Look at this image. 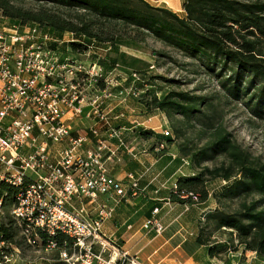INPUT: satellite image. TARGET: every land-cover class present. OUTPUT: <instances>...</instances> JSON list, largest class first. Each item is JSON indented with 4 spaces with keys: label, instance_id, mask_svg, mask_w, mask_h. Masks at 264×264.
<instances>
[{
    "label": "built area",
    "instance_id": "1",
    "mask_svg": "<svg viewBox=\"0 0 264 264\" xmlns=\"http://www.w3.org/2000/svg\"><path fill=\"white\" fill-rule=\"evenodd\" d=\"M75 39L74 33L60 38L35 23L12 24L0 12V182L18 189L10 215L34 232H47V252L57 248L55 236L64 235L69 243L60 260L65 264H144L103 227L121 199L138 194L141 180L134 174L118 180L109 163L120 160L122 151L137 159L124 137L137 128L157 133L151 127L154 116L131 106L144 95L136 87L139 75L125 73L114 81L118 65L106 73L103 61L112 54L111 43L93 41L73 49ZM142 150L148 152L146 146ZM103 196L114 204L98 202ZM189 197L197 202L193 195L182 196ZM3 201L0 196L1 208ZM144 228L165 231L154 218Z\"/></svg>",
    "mask_w": 264,
    "mask_h": 264
},
{
    "label": "trees",
    "instance_id": "2",
    "mask_svg": "<svg viewBox=\"0 0 264 264\" xmlns=\"http://www.w3.org/2000/svg\"><path fill=\"white\" fill-rule=\"evenodd\" d=\"M18 2L33 4L37 10L25 9ZM54 11L66 14L73 21H67ZM183 11L184 16H180L166 7L153 6L147 0H0V12L12 24H39L49 27L60 38L67 32L74 33L77 42L71 43L73 49L93 41L112 43L111 53L114 54L118 52L112 42L114 32L126 33L128 29L141 42L151 37L196 62L217 80L227 99L240 102L255 118L264 120V3L183 0ZM110 55L103 61L106 73L117 66L109 60ZM144 75H139L141 80ZM141 83H136V87ZM135 107L149 116L162 112L169 118L180 116L187 123L198 121L212 130V138L202 149L179 146L183 155L191 156L194 173L178 178L177 189L170 192V200L182 207L188 205L192 209L202 205L206 209L195 243L205 246L211 258L240 245L244 252H254L264 259V164L252 160L230 140L221 125L211 122L212 118L203 111L212 108L205 97L174 91L159 97L147 90L136 100ZM134 134L148 142V151L156 157L169 152L175 144L171 135L144 128L135 129ZM175 134L179 138L183 131L175 128ZM158 146L162 147L159 152L156 151ZM218 157L226 161L213 168L203 167V163ZM215 180H222L225 185L218 191H210L209 184ZM17 193L16 187L0 182L3 209L17 204ZM185 195H193L197 202L191 197L183 199ZM211 199L218 206L233 201H238L239 205L233 212L211 209ZM220 235L227 240L213 242ZM50 240L47 232H34L26 223L18 224L7 215L0 223V264H65L60 260V253L69 240L57 234V248L47 252ZM37 251H42L40 260H29V253ZM5 256L12 260L7 262Z\"/></svg>",
    "mask_w": 264,
    "mask_h": 264
},
{
    "label": "rangeland",
    "instance_id": "3",
    "mask_svg": "<svg viewBox=\"0 0 264 264\" xmlns=\"http://www.w3.org/2000/svg\"><path fill=\"white\" fill-rule=\"evenodd\" d=\"M156 7H166L180 16H184L183 0H162V2H153L147 0ZM246 4L264 3V0H235ZM25 9L37 10V7L30 3H20ZM61 15L67 21L69 19L66 14L54 11ZM112 36L115 48L118 52L109 56L110 61H114L118 65L113 72V80L121 81V77L125 73L137 72L145 74L142 83L138 86L144 93L147 90L163 96L170 91L189 93L190 96L205 97L208 103L212 104V108L205 111L207 117H211V122L216 126H222L224 132L230 135V140L235 142L243 152L247 153L252 160L264 164V120L255 118L247 108L240 102H234L227 99L221 87L217 84V80L211 77L205 70L200 69L197 63L186 58L180 52L165 46L161 42L151 37H145V41L141 42L136 39L135 34L128 29L126 33L116 34ZM112 44V43H111ZM264 53V48H263ZM140 78L142 76H139ZM154 81V82H153ZM172 81V82H171ZM153 82V84H152ZM134 107L135 103H131ZM203 109V108H202ZM206 119L205 117L202 118ZM151 127H155L157 133H163L165 130L170 131V135L175 140L172 151L180 155L181 159L189 160L191 156H185L181 153L179 146L187 145L196 149H202L209 143L212 130H207L198 121L191 123L184 122L180 116L169 118L166 114L158 112L155 114L151 122ZM175 128L183 131V136L177 138ZM192 160V158H191ZM225 160L224 157H218L214 161L203 163V167L213 168L220 166ZM225 185L222 180H215L209 184L210 191H218ZM239 202H225L218 206L214 199L210 201V208H220L228 212H233L238 208ZM12 209V208H11ZM10 208L3 209L0 207V223L5 216L10 215ZM226 236H218L213 239L216 241H225ZM42 251L30 252L29 260L34 258L40 260ZM42 262V261H41ZM40 262V263H41ZM13 264V262H12Z\"/></svg>",
    "mask_w": 264,
    "mask_h": 264
},
{
    "label": "crops",
    "instance_id": "4",
    "mask_svg": "<svg viewBox=\"0 0 264 264\" xmlns=\"http://www.w3.org/2000/svg\"><path fill=\"white\" fill-rule=\"evenodd\" d=\"M125 141L134 150L137 159L122 151L120 160L110 161L109 172L122 181L126 180L127 175L134 174L141 179L140 189L136 196L120 200L113 217L103 227L106 235L117 239L122 250L137 255L144 264H264L263 258L257 257L254 252H244V247L240 245L211 258L205 246L195 243L206 209L199 205L185 211V207L178 204L172 203L171 207L166 205L173 184L178 178L194 173L192 166H184L172 149L157 157L149 151L143 153L142 148L146 146L148 149V142L134 133H127ZM98 202L114 204L108 196L100 197ZM156 208L160 212L154 215ZM89 210L93 217L94 206L90 205ZM153 218L164 225L162 234L144 228L145 223Z\"/></svg>",
    "mask_w": 264,
    "mask_h": 264
}]
</instances>
